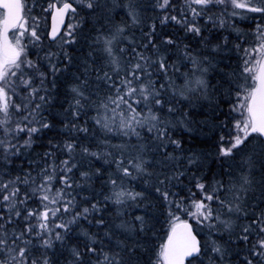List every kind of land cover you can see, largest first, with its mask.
<instances>
[{
	"label": "snow or ice",
	"instance_id": "1",
	"mask_svg": "<svg viewBox=\"0 0 264 264\" xmlns=\"http://www.w3.org/2000/svg\"><path fill=\"white\" fill-rule=\"evenodd\" d=\"M0 264H264V0H0Z\"/></svg>",
	"mask_w": 264,
	"mask_h": 264
},
{
	"label": "trees",
	"instance_id": "2",
	"mask_svg": "<svg viewBox=\"0 0 264 264\" xmlns=\"http://www.w3.org/2000/svg\"><path fill=\"white\" fill-rule=\"evenodd\" d=\"M247 23L248 22L241 21L240 22V25H241L242 28H244L245 30H247ZM251 23H252V25L254 27L255 21H252ZM197 118H200V117H197ZM205 140H206V137H201L198 134H194L193 135V143H192V146L193 147H197V148H206V147H208V144H206L204 142ZM211 166L212 167H215V165H211ZM183 218L188 219L187 216H184ZM190 223H193L194 224V221H191L190 220ZM161 224L163 225V221H161ZM158 227L161 229L160 230V236L163 237L165 235L166 225H163V227H161V225H158Z\"/></svg>",
	"mask_w": 264,
	"mask_h": 264
},
{
	"label": "water",
	"instance_id": "3",
	"mask_svg": "<svg viewBox=\"0 0 264 264\" xmlns=\"http://www.w3.org/2000/svg\"><path fill=\"white\" fill-rule=\"evenodd\" d=\"M50 24H51V20H50V18H49V26H50Z\"/></svg>",
	"mask_w": 264,
	"mask_h": 264
},
{
	"label": "flooded vegetation",
	"instance_id": "4",
	"mask_svg": "<svg viewBox=\"0 0 264 264\" xmlns=\"http://www.w3.org/2000/svg\"><path fill=\"white\" fill-rule=\"evenodd\" d=\"M48 24H49V20H48Z\"/></svg>",
	"mask_w": 264,
	"mask_h": 264
}]
</instances>
